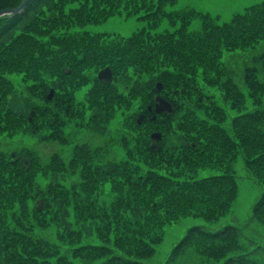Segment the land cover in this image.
<instances>
[{
	"label": "trees",
	"instance_id": "16d2710c",
	"mask_svg": "<svg viewBox=\"0 0 264 264\" xmlns=\"http://www.w3.org/2000/svg\"><path fill=\"white\" fill-rule=\"evenodd\" d=\"M21 1L0 0V9ZM174 1L29 0L24 10L0 16V128L11 132L23 120L7 103V94L18 91L11 71L28 79L29 91L46 101L36 104L35 111L45 115L49 103L59 97L69 115L81 117L82 125L104 119L105 102L96 93L114 94L111 107L116 99H126V94L112 91L111 82L96 76L97 86L91 85L87 101L97 108L87 115L84 99L74 105V89L88 79L86 68L91 64L106 63L116 74L125 75L130 69L145 73L152 91L162 90L175 106L173 111L155 112L148 106L154 99L144 91L142 122L137 118L130 122L139 131L121 135L125 154L115 159L102 156L99 163L94 156L103 146L77 143L84 161L72 155L80 179L69 183L43 185L32 165L27 167L0 150L3 264H77L73 256L97 259L96 264H147L143 258L154 252L166 222L187 214L213 218L230 207L236 194L233 162L238 154L263 184L251 216L264 220V77L256 63L260 59L264 65V0L221 22L209 12L168 10L166 5ZM119 12L138 13L147 25L129 34L82 27ZM194 17L201 19L200 26L190 27ZM164 18L175 26L156 29ZM238 49L243 55L232 61L240 60L243 66L245 87L238 84L226 57ZM253 50L260 52L252 56ZM64 65L70 66L68 72ZM156 79L163 82L159 89ZM51 86L54 92L48 96ZM214 86L232 112L218 101ZM248 97L253 107H248ZM158 127L159 140L176 133L177 141L151 148L150 130ZM206 167L218 170L198 174ZM105 181L114 190L109 201L98 195ZM52 223L54 237L46 228ZM240 233L233 222L214 230L193 223L170 255L193 246L204 255L224 256L219 264H264L251 253H226L228 242L237 245Z\"/></svg>",
	"mask_w": 264,
	"mask_h": 264
},
{
	"label": "rangeland",
	"instance_id": "374dc122",
	"mask_svg": "<svg viewBox=\"0 0 264 264\" xmlns=\"http://www.w3.org/2000/svg\"><path fill=\"white\" fill-rule=\"evenodd\" d=\"M257 1L260 0H175L174 2L168 3L166 7L172 11L191 8L209 12L221 22L229 20L235 12L241 11L246 5ZM200 24L201 19L194 17L190 27H197ZM145 25H147V21L141 18L140 14L132 13L127 16L125 12H119L113 13L102 21L87 23L82 27L92 31L129 34L140 26ZM173 26L175 25L170 24L168 19L164 18L156 29ZM240 51L242 49L231 51L226 57L228 62L235 68L238 84L241 87H245L243 66L240 60L237 62L232 61L237 57H242L243 54ZM253 51L250 52L252 56L260 52L259 50ZM253 61L254 58L252 59ZM256 63L258 64L260 73L264 77V65L260 59ZM99 64H91L86 68L88 79L74 89V105H80V99H84V104H87L84 106L88 110L85 113L87 115L97 108L88 105L89 101H87V96H90L89 91L91 85L94 87L97 86L96 78L94 77L97 76L99 78V71L107 66L110 67L106 63ZM62 68L67 72L70 70V66L68 65H64ZM9 75L13 77L18 91L7 94V103L17 111V114L23 116V120L22 124L17 127L15 126L11 132H8L6 128H0V150L12 155L14 159H17L23 165L25 164L22 159L24 157L29 158V164L25 166H33L35 178L43 185L50 181L69 183L73 180L80 179V175L74 171L75 165L72 164L71 159L72 155H79L82 152L76 147L77 143H87L91 147L97 145L103 146L94 156V160L99 163L102 156L108 159L123 156L127 146L121 142V135L135 130L137 132L139 131L137 128L132 129L133 126L130 122H134L143 110V92L148 91L147 93H150L148 96L149 99L154 100L157 93L165 96L162 90L159 91L160 89L152 91V87L145 82L147 77L145 73L138 74L133 69H130L125 75L119 72L117 74L113 72V77L110 81L112 84L109 87H111L114 93L117 90L120 94H126V99L121 101L116 99V103H112L111 107V99L114 94H105L102 97V93L100 95L96 93V96L99 98L98 100L101 103L105 102L104 108L102 107L104 109V119L102 122L90 121L82 125L80 123L81 117L79 115H69L66 107L61 105V98L59 97L49 103V111L45 115L43 113L39 114L35 111L39 110L36 104H46V101L29 91L27 86L29 80L23 78L22 74L11 71ZM158 80L160 79H156L153 82L156 83ZM103 88L106 89L107 86H103ZM211 89L215 92L218 101L232 112L233 109L226 103L228 101L223 98L219 87L214 86ZM101 103L99 102V104ZM247 105L248 107L254 106L250 97H248ZM154 129L160 128H152V130ZM152 130H150V133ZM139 134L142 137L146 134L142 131V127H140ZM166 135V140H158V146L160 144L166 146L172 141H177L176 133ZM149 143H151V137L148 145ZM105 148H110L111 150L108 152L103 151ZM13 151L15 152L13 153ZM82 154L84 153L82 152ZM78 160L80 162L84 161L80 155ZM233 165L236 179V194L230 207L213 218H206L201 214H187L178 217L176 220L166 222L163 226L162 239L156 243L154 252L150 256L143 258L147 264H219L224 256L204 255L193 246L182 248L177 254L170 255V253L174 244L184 234L189 225L203 223L207 228L214 230L229 222L238 224L241 233L236 241L237 245L233 246V241L228 242L230 245L227 247L229 249L226 253L244 251L247 254L251 253L255 259L264 261V249L262 248L264 247V220L262 217L251 216L253 205L263 190V184L247 168L241 154L237 155ZM217 170L218 168L216 167L201 168L198 174ZM98 195L104 201H109L114 197V190L110 188L108 181L104 182L103 190L101 192L99 191ZM46 228H48V232L54 237L56 234V224L52 223ZM73 258L77 264H96L97 262V259L87 261L86 258L81 256H73ZM0 263H4L1 256Z\"/></svg>",
	"mask_w": 264,
	"mask_h": 264
},
{
	"label": "water",
	"instance_id": "95a60500",
	"mask_svg": "<svg viewBox=\"0 0 264 264\" xmlns=\"http://www.w3.org/2000/svg\"><path fill=\"white\" fill-rule=\"evenodd\" d=\"M28 1L29 0H22L20 2V4L17 5V6L0 9V16L3 15V14H6V13H17L19 11L24 10V7L26 6ZM112 77H113V70H112L111 67L107 66L105 68H102L99 71V78L101 80H103V81L110 82L112 80ZM162 86H163V82L161 80H158L157 81L158 89L161 88ZM53 92H54V87L51 86L50 90L48 92V96H51L53 94ZM148 106H149L150 109L154 108L155 112L172 111L175 108L173 102L170 99H168L167 97H165L164 95L160 94V93L156 94L154 103L153 104L149 103ZM155 115L156 114L154 113L153 116H155ZM143 116H144V112H141L138 115V117H137L138 122L142 121ZM161 136H162V130L154 129V130L151 131V143H150V147L151 148H157L158 147V140H159V138ZM14 152L15 151H13V153ZM22 160H23V163L25 165L29 164V158L24 157Z\"/></svg>",
	"mask_w": 264,
	"mask_h": 264
}]
</instances>
